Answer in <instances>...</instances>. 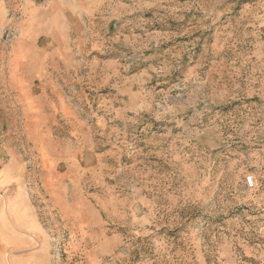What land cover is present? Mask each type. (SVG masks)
Masks as SVG:
<instances>
[{
	"label": "rangeland",
	"instance_id": "obj_1",
	"mask_svg": "<svg viewBox=\"0 0 264 264\" xmlns=\"http://www.w3.org/2000/svg\"><path fill=\"white\" fill-rule=\"evenodd\" d=\"M0 264H264V0H0Z\"/></svg>",
	"mask_w": 264,
	"mask_h": 264
},
{
	"label": "built area",
	"instance_id": "obj_2",
	"mask_svg": "<svg viewBox=\"0 0 264 264\" xmlns=\"http://www.w3.org/2000/svg\"><path fill=\"white\" fill-rule=\"evenodd\" d=\"M247 183L251 187L254 186V178H252V177L247 178Z\"/></svg>",
	"mask_w": 264,
	"mask_h": 264
}]
</instances>
